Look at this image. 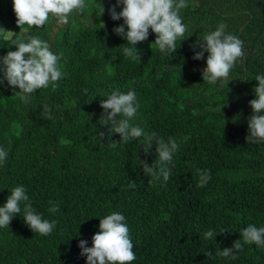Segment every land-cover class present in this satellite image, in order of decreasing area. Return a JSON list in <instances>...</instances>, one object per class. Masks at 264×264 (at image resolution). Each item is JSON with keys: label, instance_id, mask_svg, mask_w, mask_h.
<instances>
[{"label": "trees", "instance_id": "1", "mask_svg": "<svg viewBox=\"0 0 264 264\" xmlns=\"http://www.w3.org/2000/svg\"><path fill=\"white\" fill-rule=\"evenodd\" d=\"M186 3L180 15L187 31L176 52H161L149 29L135 45L141 59L133 60L123 53L126 40L113 32L123 24L108 12L116 0H85L67 24L50 17L42 27L21 29L12 0H0V57L16 50L13 40L34 36L60 55L64 73L55 88L35 90L27 100L0 73V147L8 151L0 164V206L17 186L29 197L9 228H0V264H85L79 241L91 247L100 218L113 212L128 225L131 264H264V246L255 244L243 245L236 259L215 254L243 243L248 225L264 227V143L245 139L255 77L264 75V0ZM221 23L243 41L244 56L228 80L209 84L202 80L208 53L194 60L201 51L194 46ZM129 90L138 104L130 123L178 144L167 182L145 174L140 163L158 168L155 143L145 153L144 137L123 143L111 125H101V102ZM197 170L210 173L204 187ZM24 203L55 222L49 235L24 223ZM56 204L59 211L49 212ZM209 230L217 235L205 239Z\"/></svg>", "mask_w": 264, "mask_h": 264}, {"label": "clouds", "instance_id": "2", "mask_svg": "<svg viewBox=\"0 0 264 264\" xmlns=\"http://www.w3.org/2000/svg\"><path fill=\"white\" fill-rule=\"evenodd\" d=\"M119 5H122V9L117 12L116 7ZM12 6L16 24L20 29L25 25L42 27L48 23L50 17H54L60 24H67L72 13H82L87 7L85 0H12ZM100 7L103 13L104 8L102 5ZM185 7L186 0H116V5L110 7L108 12L114 21L123 19V24L115 27L113 32L127 42L128 46L123 48L124 55L133 60L141 59L135 45L147 40L149 29L155 34L153 43L161 52L165 55L176 52L177 42L184 39L187 31L180 15V10ZM225 27L221 23L215 31L203 37L202 44L194 46L200 47L201 51L195 52L192 59L200 60L204 52L208 53L206 66L202 70V80L209 84L228 80L237 60L244 56L243 41L232 34H226ZM12 45L16 50L8 51L0 57V73L9 86L19 89L17 93L20 99L27 100L35 90L47 89L50 84L55 88V82L64 75L59 64L60 55L54 54L47 42L34 36L27 37L26 40L23 37L13 40ZM255 80L258 84L253 89L255 98L249 101L252 114L247 121L249 134L245 139L249 143L261 144L264 143V75H257ZM100 107L104 110L100 119L101 125H107L108 129L111 125L109 130L119 134V141L128 143L130 139L144 137L145 153L155 143L158 168L154 169L152 164L142 161L140 163L145 174L151 175L154 180L162 177L167 182L171 176L167 165L172 162L178 144L173 138L165 143L163 139H157L155 133L146 134L141 127L130 123L138 110L135 92L113 91L101 102ZM44 111L46 118H53L47 106ZM118 117L121 118L117 119ZM98 135L103 140L105 133L99 132ZM112 142L115 147L117 141ZM7 157L8 151L0 147V164ZM197 171L200 174L198 186L204 187L211 179L210 173L207 170ZM129 187L135 188L136 183L131 181ZM28 200L25 188L15 187L3 206H0V228H9L13 217L21 213V203ZM48 211H59V205L50 207ZM23 213V221L32 232L47 236L53 231L55 222L43 219L30 203H24ZM98 227L99 231L91 238V247H86L87 241L83 239L78 243L80 255L85 257V264H131L136 259L124 215L118 212L106 215L100 218ZM216 235L212 230L204 234L205 239H212ZM240 235L243 243L236 240L231 248L220 249L215 254L236 259L234 253L240 251L245 244L264 246V227L258 228L250 224ZM206 255L213 256L210 252H206Z\"/></svg>", "mask_w": 264, "mask_h": 264}]
</instances>
